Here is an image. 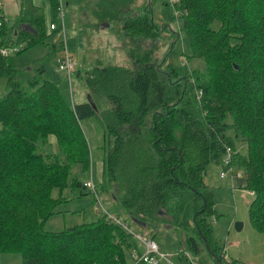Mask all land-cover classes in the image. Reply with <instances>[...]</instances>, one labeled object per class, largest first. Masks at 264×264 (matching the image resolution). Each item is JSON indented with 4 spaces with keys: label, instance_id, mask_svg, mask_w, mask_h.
I'll list each match as a JSON object with an SVG mask.
<instances>
[{
    "label": "trees",
    "instance_id": "16d2710c",
    "mask_svg": "<svg viewBox=\"0 0 264 264\" xmlns=\"http://www.w3.org/2000/svg\"><path fill=\"white\" fill-rule=\"evenodd\" d=\"M155 1L130 16L118 18L124 8L117 0L95 12L120 19L138 43L131 51L132 67L95 66L78 73L95 106L70 103L57 82L43 77L41 62L23 83L11 54L1 50L17 42H41L43 18L19 17L34 32L3 20L0 75L7 78V91L0 97V252L20 253L22 264L136 260L132 254L141 252L136 238L105 213L59 232L43 227L62 201L53 197V189L69 185L77 195L88 189L86 180H68L72 163L89 172L90 150L80 121L97 115H103L110 135L104 136L101 188L118 199L132 221L146 223L133 221L164 252L157 238L161 232L146 229L176 228V241L185 240L184 247L172 251L176 262L185 264L182 251H188L202 264L201 252L212 264H236L226 260L225 245L213 239L210 218L216 210L204 182L206 167L222 164L227 147L230 167L240 174L237 185L253 193L249 221L264 232V0L160 2L164 22H180L190 44L186 60L201 58L204 69L170 62L162 69L156 62ZM52 4L56 7L57 0ZM50 136L54 152L43 150Z\"/></svg>",
    "mask_w": 264,
    "mask_h": 264
},
{
    "label": "rangeland",
    "instance_id": "374dc122",
    "mask_svg": "<svg viewBox=\"0 0 264 264\" xmlns=\"http://www.w3.org/2000/svg\"><path fill=\"white\" fill-rule=\"evenodd\" d=\"M32 1L24 0L23 7L32 9ZM66 1L64 0L63 2ZM71 1L69 0V5L64 7L66 8L64 22L68 40L67 47L75 62V70L70 75V82L67 74L57 70L56 58L61 55L60 44L62 38L56 33L46 35L41 42L32 45L27 42H17L13 48H16L19 52L13 54L16 50L11 49L10 56L12 57L14 67L21 72L19 78L23 83H26L31 76L35 75L37 73L36 67L42 64L45 68L43 77L57 82L65 98L72 103V94L73 103L77 104L88 102L91 99L81 75L86 70L95 66L120 65L132 67L131 51L138 46V43L135 38L124 32L120 19L103 18L100 12L95 15V12L99 11L105 2L109 5L113 0H77L79 2L77 7H74ZM162 1H155L152 13L153 19L157 22V34H159V39L155 42L156 47L154 50L156 62L162 69L165 68L168 62L177 67L186 65L191 68L204 69L205 63L201 58H189L186 60L185 55L187 56L191 52L190 44L184 33L179 29L180 22H164V7L160 3ZM20 2V0L11 1L9 7L14 8V10H9L11 15L18 13ZM117 2V5H120L118 8H124V10L119 12L118 18L130 16L133 11H137L149 4V0H120L121 3L117 0ZM55 12L50 13V11H45V17L47 19L53 18L59 24L60 20L56 8ZM30 15L39 14L30 13ZM41 16L43 18V15ZM48 32H50L49 25ZM54 45H56L57 49H55ZM54 54L57 55L56 58ZM38 59H41V64L33 65V62ZM29 67L31 68L29 69ZM78 71L81 75H78ZM6 91L7 78L0 75V97ZM81 122L88 138L91 165L89 172H85L82 164L72 163L68 181L71 182L74 177L82 180L90 178V181L95 185L97 197H95L89 188L84 195H77L69 185L62 190L53 189V197L61 198L62 201L55 205L54 214L44 221V230L59 232L65 228L94 221L104 213L105 209L113 216L127 223L137 234L148 238L145 230L139 228L127 213L124 212L118 199L100 186L104 166L103 159L100 160L104 153L100 134H103L106 138L110 136L107 134L106 121L103 115H101V118L97 115L82 119ZM56 149L55 138L50 136L48 144L43 146V150L54 152ZM99 160L101 163H99ZM98 163L101 165L100 178L96 169ZM221 170H223L221 163L212 162L208 164L204 172L205 181L211 186L214 193V201L217 205L215 216L210 218L213 228V239L225 245L230 261L235 260L236 264H264V232L254 229L248 218V204L252 196L249 195L247 190L239 187L235 179H231L229 171H227L226 178H221L219 175ZM229 215L234 222L243 223L244 227L240 230H237L235 225L228 228L224 221ZM156 229H146V231L148 233L152 231L161 232L157 236L158 241L165 247V253L173 259L174 255L172 251L176 250V247L185 246L184 238L183 241H176V228L172 229L169 225L159 224ZM168 237L172 239L169 240ZM136 240L138 242V249L143 251L144 244L137 238ZM134 251H137V249L135 248ZM201 256H203L201 259L206 264H212V260L206 252H201ZM0 264H22V256L17 252H0ZM128 264H134L131 257Z\"/></svg>",
    "mask_w": 264,
    "mask_h": 264
},
{
    "label": "built area",
    "instance_id": "2783aa9c",
    "mask_svg": "<svg viewBox=\"0 0 264 264\" xmlns=\"http://www.w3.org/2000/svg\"><path fill=\"white\" fill-rule=\"evenodd\" d=\"M3 1L4 0H0V26L2 25V22L4 20V18L1 16V8L3 5ZM56 11L60 19L59 24L56 23L49 24L50 31H55V33L62 38V42L60 46L61 55L58 58H56V65H57V70L63 71L65 74H67L70 82V75L75 70V62L72 59V56L70 55L67 47L68 40L66 35L65 23H64V4L62 0H57ZM13 47L14 45L9 47H3L1 50L2 54L7 55L10 53L11 49L16 50V48ZM18 51L16 50L14 53ZM231 157H232L231 148L227 147L225 149L222 158L223 170L220 171V176L222 178L226 177L227 171H229L231 173V179L236 180L240 177V174L234 171L230 167ZM84 185L88 187L93 193H96L95 185L92 181L87 180L85 181ZM249 195L253 197L252 192H249ZM104 213L107 214V216L113 219L116 223L120 224L126 230L131 232L135 238H137L144 244L143 251H141L139 254L137 251H135L137 252V254H132V257L136 259L134 260V264H136L137 262H143L144 264H182L180 262H176L174 259H171L167 253H165L163 250L160 249L158 242H156L154 239L149 237L147 238L144 235L137 234L129 227L127 223H124L120 218L113 216L105 209H104ZM182 252H183L185 264H202L200 261L194 258L190 252L188 251H182ZM226 260L230 261V258L228 257L227 254H226Z\"/></svg>",
    "mask_w": 264,
    "mask_h": 264
},
{
    "label": "crops",
    "instance_id": "0c3cea01",
    "mask_svg": "<svg viewBox=\"0 0 264 264\" xmlns=\"http://www.w3.org/2000/svg\"><path fill=\"white\" fill-rule=\"evenodd\" d=\"M11 1L12 0H4L3 1V5H2V8H1V16L4 18V20L7 22V24L9 25V26H12V25H15L16 27H17V29H24V30H28V29H26L27 28V26H30V27H32V29H33V26L31 25V24H29V23H23V22H21V23H19L18 22V19H19V17L21 16V15H30V13H34V14H40V15H43V26H44V31H45V33H46V35H50V34H53V33H55V31H50V32H48V25L50 24V23H56L55 22V20L53 19V18H50V19H47L46 17H45V11H50V13H54L55 12V6L52 4V0H33L32 1V5H33V8L32 9H26V8H24L23 7V3H24V0H20L21 2H20V7H19V10H18V13L17 14H15V15H11L10 13H9V10H14V8H11V7H9L10 5H11ZM64 1V0H63ZM71 2H73V5H74V7L76 6H78V4H79V2L77 1V0H72ZM63 4H64V7L65 6H68L69 5V0H67L66 2H63ZM9 7V8H8ZM74 9H76V8H74ZM64 11H65V13H64V19H65V14H66V8H64ZM55 14H56V12H55ZM58 14V13H57ZM58 17H59V15H58ZM16 18V19H15ZM60 20V19H59ZM65 23V22H64ZM57 24V23H56ZM28 31H31V30H28ZM33 32V31H32ZM60 46H61V44H60ZM56 56L57 55H55L54 54V57L56 58ZM40 60L41 59H38V60H35L33 63L35 64V65H39L40 64ZM36 61H38L37 63H35ZM31 67H29V69H30ZM64 73V72H63ZM78 73H80L79 71H78ZM71 102H72V104H73V97H72V94H71ZM80 123H81V126H82V128H83V131H84V133H85V129H84V126L82 125V122L80 121ZM85 135H86V133H85ZM101 136V138L102 139H100V141H101V144L103 145V148H104V142H105V140H104V135L103 134H100ZM87 137V136H86ZM87 141H88V138H87ZM104 153H105V151H104ZM104 153H103V156L100 158V160L101 159H104ZM99 160V163H101V161ZM97 164L96 165V169H97V171H98V177L100 178V174H99V172H100V170H101V165L100 164ZM219 175H220V173H219ZM221 177V176H220ZM222 178V177H221ZM224 178H226V177H224ZM88 180H90V178H88ZM87 181V180H86ZM204 182H205V184L211 189V186L205 181V178H204ZM228 183V182H227ZM226 185V184H225ZM227 188V187H226ZM227 189H229V188H227ZM212 190V189H211ZM212 192H213V190H212ZM213 199H214V193H213ZM216 207H217V205H216V202L214 201V208H215V210H217L216 209ZM217 212V211H216ZM225 224H226V226L228 227V228H230L232 225H235V227H236V229L237 230H240V229H242L243 227H244V224L243 223H239L238 221H235L234 222V220L231 218V216L229 215L228 217H226L225 218ZM229 230V229H228ZM225 250H226V248H225ZM226 254H227V250H226Z\"/></svg>",
    "mask_w": 264,
    "mask_h": 264
},
{
    "label": "water",
    "instance_id": "95a60500",
    "mask_svg": "<svg viewBox=\"0 0 264 264\" xmlns=\"http://www.w3.org/2000/svg\"><path fill=\"white\" fill-rule=\"evenodd\" d=\"M150 1H151V0H149V4H150ZM151 19H153V17H151ZM26 29L31 30V31L34 32V30L32 29V27H30V26H27ZM90 98H91V97H90ZM88 102H91V103L93 104V106H95L94 102H93L91 99H90V101H88ZM133 221L136 222V223H138V224L141 225V226H146V223L143 222V221H140V220L138 221L137 219H133ZM217 263H219L218 260H217Z\"/></svg>",
    "mask_w": 264,
    "mask_h": 264
},
{
    "label": "flooded vegetation",
    "instance_id": "af4514ba",
    "mask_svg": "<svg viewBox=\"0 0 264 264\" xmlns=\"http://www.w3.org/2000/svg\"><path fill=\"white\" fill-rule=\"evenodd\" d=\"M165 59H166V58H165ZM165 59H164V60H165Z\"/></svg>",
    "mask_w": 264,
    "mask_h": 264
}]
</instances>
